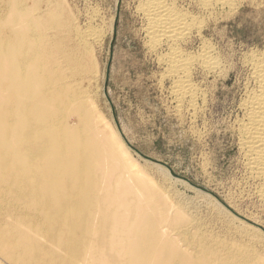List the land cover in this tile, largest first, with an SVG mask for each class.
<instances>
[{
	"label": "bare ground",
	"instance_id": "obj_1",
	"mask_svg": "<svg viewBox=\"0 0 264 264\" xmlns=\"http://www.w3.org/2000/svg\"><path fill=\"white\" fill-rule=\"evenodd\" d=\"M132 1L149 51L167 49L159 61L177 110L197 114L193 69L222 72L204 18L231 14L239 0ZM75 6L0 0V264H264L256 228L205 229L130 162L84 89L103 37L99 11L81 18ZM194 36L198 49H184ZM247 65L236 143L264 213V56Z\"/></svg>",
	"mask_w": 264,
	"mask_h": 264
},
{
	"label": "rangeland",
	"instance_id": "obj_2",
	"mask_svg": "<svg viewBox=\"0 0 264 264\" xmlns=\"http://www.w3.org/2000/svg\"><path fill=\"white\" fill-rule=\"evenodd\" d=\"M72 1L81 18L99 11L103 37L91 47L95 73L87 75L84 89L130 162L205 229L219 233L229 220L232 226H251L264 235V213L242 172L235 134L242 114L238 102L251 87L247 60L264 56V0H239L231 14L218 11L204 18L208 27L203 35L217 51L222 72L209 75L193 69L204 94L195 115L186 107L177 110L171 82L162 76L166 67L159 61L167 49L149 51L132 0ZM200 43L194 36L182 47L194 52Z\"/></svg>",
	"mask_w": 264,
	"mask_h": 264
},
{
	"label": "water",
	"instance_id": "obj_3",
	"mask_svg": "<svg viewBox=\"0 0 264 264\" xmlns=\"http://www.w3.org/2000/svg\"><path fill=\"white\" fill-rule=\"evenodd\" d=\"M172 175L175 176V177L177 176L175 173H172Z\"/></svg>",
	"mask_w": 264,
	"mask_h": 264
}]
</instances>
